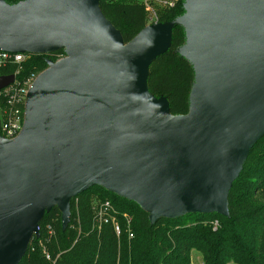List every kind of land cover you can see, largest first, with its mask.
Here are the masks:
<instances>
[{"label": "water", "instance_id": "95a60500", "mask_svg": "<svg viewBox=\"0 0 264 264\" xmlns=\"http://www.w3.org/2000/svg\"><path fill=\"white\" fill-rule=\"evenodd\" d=\"M101 0H0V50L48 55L26 120L0 140V264H20L45 211L62 228L71 201L95 187L136 203L151 224L188 214L229 216L228 196L264 137V0H185L180 55L194 69L189 112L149 91L173 25L129 43ZM14 76H0V90Z\"/></svg>", "mask_w": 264, "mask_h": 264}, {"label": "trees", "instance_id": "16d2710c", "mask_svg": "<svg viewBox=\"0 0 264 264\" xmlns=\"http://www.w3.org/2000/svg\"><path fill=\"white\" fill-rule=\"evenodd\" d=\"M5 1L15 5L26 0ZM163 3L154 16L157 23L173 25L172 42L152 63L148 87L154 97L168 100L172 115H186L195 74L180 55L186 38L176 21L185 14V0ZM100 8L125 43L148 25V10L139 0H101ZM64 57V51L30 55L21 66L18 82L43 73L48 61ZM15 71V66L0 68V76ZM105 202L112 208L108 223L98 217ZM70 209L66 229L57 207L45 211L39 233L20 264H191L193 251L201 254L203 264H264V137L250 151L229 192V216L188 214L151 224L136 203L99 187L72 199ZM113 222L120 227L119 235Z\"/></svg>", "mask_w": 264, "mask_h": 264}, {"label": "built area", "instance_id": "2783aa9c", "mask_svg": "<svg viewBox=\"0 0 264 264\" xmlns=\"http://www.w3.org/2000/svg\"><path fill=\"white\" fill-rule=\"evenodd\" d=\"M146 3L145 0L143 4L145 5ZM170 5L172 6V4ZM146 9L149 10L147 6ZM29 56L28 54H14L0 50V68L8 66L16 67V71L12 74L14 76L13 84L0 90V140H13L17 138L23 130L26 120L27 96L34 82L40 75H31L22 84L18 82L17 76L20 73L21 66ZM111 210L110 202H105L101 206L98 211V217L102 222H109L108 216ZM112 221L115 220L113 219ZM128 222H130V219ZM114 227L116 234L119 235V225L114 223ZM46 258L48 260L50 259L49 256Z\"/></svg>", "mask_w": 264, "mask_h": 264}, {"label": "rangeland", "instance_id": "374dc122", "mask_svg": "<svg viewBox=\"0 0 264 264\" xmlns=\"http://www.w3.org/2000/svg\"><path fill=\"white\" fill-rule=\"evenodd\" d=\"M142 3H145V0H139ZM146 6L149 8L148 10V25L157 23L155 19V13L160 6H163V0H146ZM191 264H203L202 256L200 253L193 251L191 254Z\"/></svg>", "mask_w": 264, "mask_h": 264}]
</instances>
